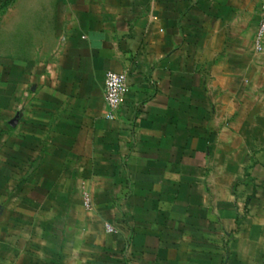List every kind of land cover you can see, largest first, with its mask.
Segmentation results:
<instances>
[{"label": "crops", "instance_id": "crops-1", "mask_svg": "<svg viewBox=\"0 0 264 264\" xmlns=\"http://www.w3.org/2000/svg\"><path fill=\"white\" fill-rule=\"evenodd\" d=\"M263 3L0 0V264H264Z\"/></svg>", "mask_w": 264, "mask_h": 264}, {"label": "built area", "instance_id": "built-area-1", "mask_svg": "<svg viewBox=\"0 0 264 264\" xmlns=\"http://www.w3.org/2000/svg\"><path fill=\"white\" fill-rule=\"evenodd\" d=\"M264 43V3L262 5L261 20L259 22L258 30L256 33V47L261 49ZM128 90V85L126 81V76L122 73H118L112 70L106 72L105 76V99L109 107V113L107 117L113 119L116 117V111L123 104L126 93ZM91 204L90 198L88 196L84 199L85 207H89ZM109 232H115L116 230L111 226H106Z\"/></svg>", "mask_w": 264, "mask_h": 264}]
</instances>
